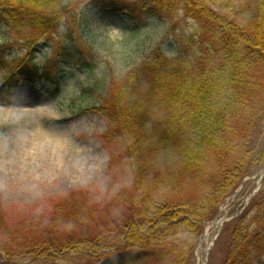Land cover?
Instances as JSON below:
<instances>
[{
  "label": "trees",
  "instance_id": "trees-1",
  "mask_svg": "<svg viewBox=\"0 0 264 264\" xmlns=\"http://www.w3.org/2000/svg\"><path fill=\"white\" fill-rule=\"evenodd\" d=\"M74 1L0 0V26L32 53L60 36ZM91 8L115 13L117 27L181 12L199 33L181 30L170 55L157 46L102 103L80 110L106 119L100 137L113 174L108 196H59L47 220L20 218L13 226L0 204V264H48L102 250L111 258L100 264H190L206 222L264 166V0L235 15L209 0H92ZM6 47L0 44L1 67ZM60 51L44 67L22 61L17 75L9 73L4 100L19 80L43 78L58 91L68 71L62 59L74 69L92 67L81 34ZM229 223L215 241L221 264H264V177Z\"/></svg>",
  "mask_w": 264,
  "mask_h": 264
},
{
  "label": "rangeland",
  "instance_id": "rangeland-1",
  "mask_svg": "<svg viewBox=\"0 0 264 264\" xmlns=\"http://www.w3.org/2000/svg\"><path fill=\"white\" fill-rule=\"evenodd\" d=\"M91 2H70L60 36L41 41L32 53L15 31L0 26V44L7 46L2 54L7 66H0V204L9 225L38 215L47 220L51 200L69 193L87 190L97 197L108 196L113 174L100 137L106 130V119L94 111L80 110L102 103L114 83L157 46L170 55L173 38L181 30L196 36L199 33L198 26L181 12H175L172 20L164 15L143 26L117 27L115 13L94 10ZM209 3L218 12L235 15L254 7L257 0ZM80 34L93 54L89 71L68 67L62 59L59 64L68 71L58 91L52 92L54 85L43 78L19 80L10 101L4 100L3 94L10 90L9 73L17 75L22 61L30 59L44 67L59 58L61 46L77 44ZM257 183V173L246 177L213 219L230 217L243 209ZM213 219L204 225L190 264H221V250L211 243L230 220L217 227ZM110 254L108 250L89 252L48 264H100L110 259Z\"/></svg>",
  "mask_w": 264,
  "mask_h": 264
},
{
  "label": "water",
  "instance_id": "water-1",
  "mask_svg": "<svg viewBox=\"0 0 264 264\" xmlns=\"http://www.w3.org/2000/svg\"><path fill=\"white\" fill-rule=\"evenodd\" d=\"M263 176H264V168H262V169L260 170V172H259V177H260V179H259V185H260V181L262 180ZM251 195H252V194H251Z\"/></svg>",
  "mask_w": 264,
  "mask_h": 264
}]
</instances>
